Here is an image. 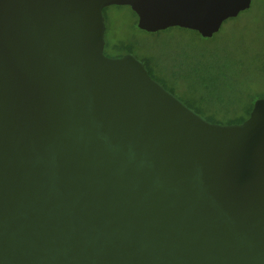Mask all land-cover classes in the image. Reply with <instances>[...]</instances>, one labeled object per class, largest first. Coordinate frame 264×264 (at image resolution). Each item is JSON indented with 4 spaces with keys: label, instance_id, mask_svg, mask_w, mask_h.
Instances as JSON below:
<instances>
[{
    "label": "water",
    "instance_id": "1",
    "mask_svg": "<svg viewBox=\"0 0 264 264\" xmlns=\"http://www.w3.org/2000/svg\"><path fill=\"white\" fill-rule=\"evenodd\" d=\"M254 0H0V264H264V98L213 122L134 53L148 32H220Z\"/></svg>",
    "mask_w": 264,
    "mask_h": 264
},
{
    "label": "trees",
    "instance_id": "2",
    "mask_svg": "<svg viewBox=\"0 0 264 264\" xmlns=\"http://www.w3.org/2000/svg\"><path fill=\"white\" fill-rule=\"evenodd\" d=\"M112 6L121 7V5ZM109 7H106L104 12ZM257 9L258 7L253 3L251 8L237 17L226 20V26L222 27L220 32L213 37H204L210 43L209 53L201 54L196 64L202 66L197 65L191 68L189 73L180 74L172 70L170 75H161L156 65L152 64V57H141L140 59L144 61L154 78L210 121L241 123L249 117L255 100L252 93L247 91L248 88H245L243 92L233 81L239 74L244 55L249 52L250 46L247 40H250L254 36V31L257 30ZM245 14L250 21L241 24ZM178 28L191 30L201 35L192 29ZM137 43V40L126 38L112 42L106 40L105 53L107 54L106 49L108 48L112 51L111 56H122L130 52L137 55ZM180 78L187 81V89L182 90L177 87L176 80Z\"/></svg>",
    "mask_w": 264,
    "mask_h": 264
},
{
    "label": "rangeland",
    "instance_id": "3",
    "mask_svg": "<svg viewBox=\"0 0 264 264\" xmlns=\"http://www.w3.org/2000/svg\"><path fill=\"white\" fill-rule=\"evenodd\" d=\"M257 9V27L254 36L247 40L249 52L244 55L240 64L239 74L235 76L234 83L243 92L245 88L252 93L254 100L264 98V0H254ZM107 30L106 40L116 41L120 38L137 40L136 56L152 57V64L161 75H170L172 70L180 74L189 73L196 64L201 54H208L210 43L197 32L178 27L152 33L142 30L137 25V16L130 6H110L105 11ZM250 18L246 14L241 24L247 23ZM226 24L224 23L223 27ZM108 55L112 51L106 49ZM203 59V57H202ZM181 76V75H180ZM237 79V80H236ZM177 87L187 89L184 78L176 80Z\"/></svg>",
    "mask_w": 264,
    "mask_h": 264
}]
</instances>
